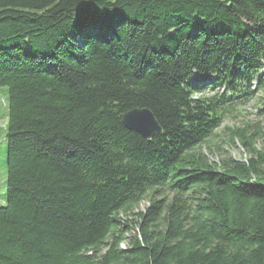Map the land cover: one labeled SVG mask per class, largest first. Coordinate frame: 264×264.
Masks as SVG:
<instances>
[{
	"label": "trees",
	"instance_id": "16d2710c",
	"mask_svg": "<svg viewBox=\"0 0 264 264\" xmlns=\"http://www.w3.org/2000/svg\"><path fill=\"white\" fill-rule=\"evenodd\" d=\"M263 68L264 0H0V264H264L254 135L200 151Z\"/></svg>",
	"mask_w": 264,
	"mask_h": 264
},
{
	"label": "rangeland",
	"instance_id": "374dc122",
	"mask_svg": "<svg viewBox=\"0 0 264 264\" xmlns=\"http://www.w3.org/2000/svg\"><path fill=\"white\" fill-rule=\"evenodd\" d=\"M3 89V95L5 94ZM254 90L251 91V93ZM1 95V94H0ZM254 96V94H253ZM264 105V96L259 92L253 99L243 106H238L235 111H230L224 117L220 128L215 132V137L202 145L200 151L207 156L209 162L219 163L222 161L233 160L240 163H246L251 154L235 141V133L246 132L248 135H254L253 147L257 153H264V116L258 113ZM2 106L0 107V116L2 115ZM0 120V129L4 123ZM234 143V144H233ZM5 151L6 142L4 134L0 135V194L5 193ZM149 207L147 200L139 203L133 213L144 212ZM129 217L128 220H131ZM124 244L121 245V248Z\"/></svg>",
	"mask_w": 264,
	"mask_h": 264
},
{
	"label": "water",
	"instance_id": "95a60500",
	"mask_svg": "<svg viewBox=\"0 0 264 264\" xmlns=\"http://www.w3.org/2000/svg\"><path fill=\"white\" fill-rule=\"evenodd\" d=\"M125 129L134 132L144 139H150L161 134L153 114L145 109L133 110L119 117Z\"/></svg>",
	"mask_w": 264,
	"mask_h": 264
}]
</instances>
